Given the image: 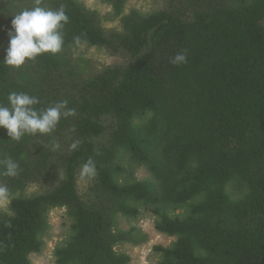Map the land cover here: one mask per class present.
<instances>
[{"label":"trees","instance_id":"1","mask_svg":"<svg viewBox=\"0 0 264 264\" xmlns=\"http://www.w3.org/2000/svg\"><path fill=\"white\" fill-rule=\"evenodd\" d=\"M100 1L117 27L82 0H0V105L15 91L38 97L39 109L67 100L76 110L46 135L15 141L0 128V161L20 166L10 177L0 163L9 189L0 264H31L54 209L68 232L55 264H129L117 247L142 237L118 220L142 215L172 240L153 248L157 264H264V0H154L145 13ZM61 5L62 50L3 63L13 16ZM81 46L110 64L84 71L73 56ZM182 50L187 63H170ZM89 159L96 174L86 181Z\"/></svg>","mask_w":264,"mask_h":264},{"label":"clouds","instance_id":"2","mask_svg":"<svg viewBox=\"0 0 264 264\" xmlns=\"http://www.w3.org/2000/svg\"><path fill=\"white\" fill-rule=\"evenodd\" d=\"M69 23L65 8L61 5L56 10H46L39 6L26 9L11 21V31L8 33L9 44L3 63L19 68L26 61L35 60L42 54H57L64 43L63 28ZM79 43V38H76ZM170 63L182 65L187 63V51L175 54ZM8 106L0 105V128L6 129L9 138L19 141L24 135H46L54 131L61 118L76 115L74 108L68 107V101L63 100L39 109V98L25 92H11L8 96ZM58 148V144L53 145ZM77 145L73 144L72 148ZM4 165V175L14 177L20 171L19 164L11 157L0 161ZM96 174L94 161L89 159L82 166V175L93 177ZM9 199L7 186H0V202Z\"/></svg>","mask_w":264,"mask_h":264},{"label":"rangeland","instance_id":"3","mask_svg":"<svg viewBox=\"0 0 264 264\" xmlns=\"http://www.w3.org/2000/svg\"><path fill=\"white\" fill-rule=\"evenodd\" d=\"M85 8L89 11L96 12L102 19L103 27L111 29L118 26V19L113 16L111 7L100 0H82ZM155 8L154 0H126L124 13L130 10H138L140 12H148ZM264 25V23H263ZM73 56L81 60L84 71L92 72L99 70L103 66L110 64L111 59L102 51L96 48H88L81 46L73 51ZM144 169H135L134 178L138 180L145 179ZM88 176H82V179ZM86 183V182H85ZM35 189L29 186L25 195L33 194ZM6 203L0 202V207L6 209ZM49 229L43 237L44 246L40 253L30 256L31 264H55L53 259V251L55 247L67 237V229L64 226V211L54 209L49 214ZM118 228L127 230L131 227L137 229L138 237H142L140 244H122L117 247V251L125 252L131 258L129 264H157L158 256L154 254L155 246L167 247L172 240L168 237L158 234L153 228V219L148 215H142L137 220H127L120 218L118 220Z\"/></svg>","mask_w":264,"mask_h":264}]
</instances>
